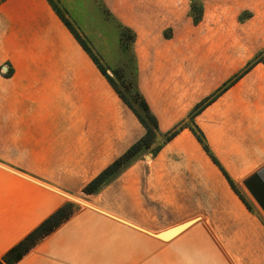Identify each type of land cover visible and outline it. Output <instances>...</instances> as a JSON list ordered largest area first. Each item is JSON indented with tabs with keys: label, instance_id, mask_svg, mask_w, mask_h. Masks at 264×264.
Instances as JSON below:
<instances>
[{
	"label": "crops",
	"instance_id": "0c3cea01",
	"mask_svg": "<svg viewBox=\"0 0 264 264\" xmlns=\"http://www.w3.org/2000/svg\"><path fill=\"white\" fill-rule=\"evenodd\" d=\"M104 1L114 19L135 34L137 85L161 134L188 123L195 108L212 98L193 122L218 165L186 127L153 157L155 168L138 167L140 159L99 192L83 193L145 129L47 0H5L0 5V258L70 202L55 189L82 195L91 206L145 231L78 205L18 264H248L250 248L260 264L264 23L258 22L264 0H203L198 23L190 7L201 0L188 1L185 10H178L176 0ZM243 13L249 15L244 22L232 20ZM202 25L206 42L199 57L198 48L184 39ZM167 27H173L171 38L163 35ZM248 28L258 37L255 51H231L237 48L230 34L248 38ZM260 53L263 59L257 60ZM218 185L227 191V201L216 195ZM195 219L168 241L149 234Z\"/></svg>",
	"mask_w": 264,
	"mask_h": 264
},
{
	"label": "trees",
	"instance_id": "16d2710c",
	"mask_svg": "<svg viewBox=\"0 0 264 264\" xmlns=\"http://www.w3.org/2000/svg\"><path fill=\"white\" fill-rule=\"evenodd\" d=\"M47 1L51 5L57 16L61 19L63 24L81 45V47L91 57L99 70L107 76V79L109 80L111 86L115 89L119 97L129 107V109H131V111L135 114V116L138 118L139 122L145 129V135L135 144H133V146H131L123 155L115 160L108 168H106L99 176L91 181L83 189V193L87 195H93L99 192L104 186L115 180L121 173L130 168L135 162L142 159L146 155L150 154L152 155V157H155L159 153L163 145L172 141L179 134V132L186 127L192 131L199 143L202 145L205 152L218 165L217 161L210 152L205 136L193 122L194 117L212 101V98L201 103L195 108V110L189 116L188 123L180 124L166 134H161L157 118L152 113L147 101L141 94L136 79L132 84H127L125 81H123L124 78L121 75L118 76V73L115 71L114 75L120 79L121 86L124 88L123 92L121 88H119L117 83L113 80V78L109 77L106 74L105 68L101 65V62L98 60L97 56L93 53L85 40L71 25L69 20H67L63 16L62 11L58 7V5L52 0ZM192 12L195 23H198L201 19L202 12L198 9L196 4H193ZM119 25V28L121 30V49L127 51L130 48L132 50L133 44L135 43L136 39L134 32L128 27H125L121 24ZM227 87L228 85L225 86L223 90H225ZM159 137H162L161 144H158ZM224 175L228 180L232 190L237 194V196H239L241 201L250 210L249 206L245 202L243 194L239 191L238 187L229 179V177L225 173ZM79 208L80 207L77 204L67 202L53 215L46 219L40 226H38L34 231H32L28 236H26L21 242L10 249L2 258H0V264H18L40 243H42L47 237L55 232L63 223L68 221L79 210Z\"/></svg>",
	"mask_w": 264,
	"mask_h": 264
},
{
	"label": "rangeland",
	"instance_id": "374dc122",
	"mask_svg": "<svg viewBox=\"0 0 264 264\" xmlns=\"http://www.w3.org/2000/svg\"><path fill=\"white\" fill-rule=\"evenodd\" d=\"M5 0H0V5ZM54 3L58 5L61 9L63 16L69 20L71 25L75 28V30L79 33V35L85 40L88 44L90 49L93 53L97 56L98 60L101 62V65L105 68L106 74L113 78V80L117 83L119 88L124 92V88L121 86L120 79L114 75L115 71L118 73V76H122L127 84H132L134 80L137 81V74H136V67H135V56L133 55V51L129 48V50L125 51L121 49V30L119 28V23L114 19V17L109 12V9L104 0H52ZM190 0H176L175 4L177 5L178 10H185L186 4ZM170 3L169 1H167ZM197 7L199 10H203V14L205 11L204 1L201 0L197 1ZM190 11L192 12V6L190 7ZM260 14L262 15L260 19L261 22L258 24L264 23V11H261ZM228 15H234V13L229 12ZM212 16H215L213 14ZM249 17L248 13H243L239 19L233 18L234 22H244L245 19ZM172 20V17L169 20ZM216 18L214 17V20ZM168 20V17H167ZM213 20V22H215ZM243 20V21H242ZM169 24H173L169 21ZM174 31L173 27H167L163 31V35L166 38L173 37ZM253 33H251L250 29L248 28V38L241 37L239 35L230 34L229 40L231 43L235 44L237 50H231L235 53H252L254 52L253 41L258 40V37L253 38ZM264 35V34H263ZM192 36V37H191ZM206 26L202 25L198 32L196 33L195 29H193V33L185 37L189 45L198 48V55L203 56V44L206 42ZM260 38V36H259ZM246 42V43H242ZM131 46V45H130ZM240 49V50H239ZM257 60L263 59L262 53H260ZM1 73L4 72L1 70ZM152 155L148 154L144 158L141 159V162L138 163V167L147 168V166H151L153 168L156 165L153 163ZM224 187L218 185L216 187L217 192L216 195L220 198L228 199V193L226 190L223 189ZM240 191V190H239ZM241 192V191H240ZM246 204L250 208V212L257 215L254 207L249 202V200L243 195ZM83 201H87L84 199L82 195L77 197ZM246 206V205H245ZM258 217V215H257ZM167 221L170 218L166 217ZM168 223V222H166ZM247 261L248 264H259V259L257 254L252 251V249L247 250ZM260 264H264V259H262Z\"/></svg>",
	"mask_w": 264,
	"mask_h": 264
},
{
	"label": "water",
	"instance_id": "95a60500",
	"mask_svg": "<svg viewBox=\"0 0 264 264\" xmlns=\"http://www.w3.org/2000/svg\"><path fill=\"white\" fill-rule=\"evenodd\" d=\"M49 188H50V187H49ZM50 189H52V188H50ZM52 190H54L55 192L61 194V195L64 196V197H66V198H67L70 202H72V203H75V204H77V205H79V206H84V207L90 208V209L95 210V211H97V212H100V213H102V214H104V215H107V216H110V217H112V218H115V219H117V220H119V221H121V222H123V223H125V224H128V225H130V226H132V227H134V228H137V229L142 230L141 228H139V227H137V226L131 225V224L127 223L126 221H123V220H121V219H119V218H117V217H115V216H112V215H110V214H108V213H106V212H104V211H102V210H99V209L95 208L94 206H91L90 204L86 203L85 201H83V200H81V199H79V198H77V197L71 196V195H69V194H66V193L60 192V191L55 190V189H52ZM195 222H197V219H195V220H191V221L186 222V223H184V224H181V225H179V226H176V227L170 228V229H168V230H166V231H164V232L158 233V234H152V233H149V232H147V233H149L150 235H153V236H155V237H157V238H159V239H161V240L168 241V240H171L172 238L176 237L177 235H179L180 233H182V232L185 231L186 229H188V228H189L190 226H192ZM142 231H145V230H142Z\"/></svg>",
	"mask_w": 264,
	"mask_h": 264
}]
</instances>
